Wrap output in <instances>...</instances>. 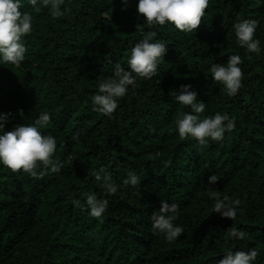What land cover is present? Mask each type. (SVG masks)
<instances>
[{"label": "trees", "instance_id": "16d2710c", "mask_svg": "<svg viewBox=\"0 0 264 264\" xmlns=\"http://www.w3.org/2000/svg\"><path fill=\"white\" fill-rule=\"evenodd\" d=\"M61 17L49 7L33 14L22 66L0 65V114L5 125L32 123L51 114L42 131L57 139L54 159L36 178L0 164V264H216L226 253L255 248L253 264H264V0H209L201 25L183 32L171 24L149 25L138 16V0H65ZM258 21L260 53L238 44L233 25ZM157 32L167 44L157 75L137 77V87L119 99L109 118L92 108L98 81L129 69L131 48L142 39L136 25ZM242 58V87L235 96L211 77L213 63ZM191 84L205 102L203 116L235 117L222 141L200 145L181 139L177 120L190 106L174 99ZM23 110L22 113L20 110ZM103 167L119 185L109 193L93 175ZM135 171L141 183L125 185ZM214 189L238 198L233 220L213 211ZM107 199L102 218L88 214L83 193ZM79 199L80 206L73 201ZM179 204L180 238L168 242L151 230L161 201ZM230 228L245 233L233 239Z\"/></svg>", "mask_w": 264, "mask_h": 264}, {"label": "clouds", "instance_id": "9594fccd", "mask_svg": "<svg viewBox=\"0 0 264 264\" xmlns=\"http://www.w3.org/2000/svg\"><path fill=\"white\" fill-rule=\"evenodd\" d=\"M28 4L40 12L42 7H49L53 17L64 15L67 8L65 0H28ZM127 7L128 0H123ZM209 7V0H138L137 14L143 17L149 25L171 24L183 32H192L201 25L205 10ZM258 21L243 19L233 25L238 44L248 53L261 52V40L256 37ZM141 32L142 39L131 48L127 60L129 69L120 63L113 68V77L99 80L98 92L92 98V108L109 118L118 108L119 99L125 97L131 88L137 87V77L151 79L157 75L159 64L164 60L168 51L167 44L161 42L154 30H144L142 24L136 25ZM33 31V14L24 10L22 0H0V65L12 64L22 66L26 60V37ZM242 58L238 54L228 57L226 63H213L210 67L211 77L221 82L230 96H235L242 87L244 73L241 68ZM174 99L183 105L190 106L191 112H183L177 120L178 133L181 139L191 136L200 145H207L209 139L222 141L226 131L235 128V117L228 113L216 112L201 118L206 104L198 99V93L191 84H181ZM22 113V109L20 110ZM10 113L0 114V164L10 168L13 172L22 170L33 178L43 175L41 170L50 166L52 172L59 173L63 162L54 159L57 149V139L51 133H44L42 129L50 123L51 114L40 112L34 122L20 124L6 130L5 125ZM97 181H102L109 193H116L119 185L111 174L101 167L93 173ZM220 177L212 174L208 179V197L212 200L213 211L226 218L235 219L238 214L240 200L214 189ZM141 177L135 171L124 179L125 185L135 186L141 183ZM85 205L88 214L95 218H102L109 206L107 199H100L95 193L85 192ZM74 205L80 206L76 199ZM179 204L168 200L161 201V207L151 213V230L154 235L162 236L172 242L180 238L185 232L183 225L176 223ZM233 239L243 238L245 233L238 228H230ZM259 253L255 248L247 251H230L217 260L216 264H253Z\"/></svg>", "mask_w": 264, "mask_h": 264}]
</instances>
